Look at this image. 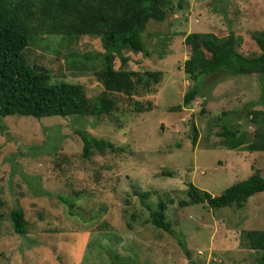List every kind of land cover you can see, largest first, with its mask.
<instances>
[{
	"label": "rangeland",
	"instance_id": "rangeland-1",
	"mask_svg": "<svg viewBox=\"0 0 264 264\" xmlns=\"http://www.w3.org/2000/svg\"><path fill=\"white\" fill-rule=\"evenodd\" d=\"M171 2L165 20H149L143 31L148 55L123 51L127 69L163 72L156 92L112 93L119 109L97 118L0 116V264H258L262 251L242 245L240 232L264 230V191L243 206L211 209L178 202L187 199L189 182L218 195L255 171L264 176V151L231 150L218 136L225 123L252 136L257 125L246 109L253 102L256 109L264 107L258 104L263 84L258 75L204 76L206 96L182 104L192 84L182 68L190 55L184 37L233 32L241 38L239 50L252 52V31L264 29V0ZM102 51L99 37L69 45L60 35L41 33L31 38L24 55L48 72L50 82L81 84L93 101L103 89L94 74ZM80 61L86 68L68 65ZM114 66H120L118 57ZM148 102L152 110L136 111ZM177 104L180 110L171 111ZM223 111L229 113L220 117ZM191 125L197 129L194 146ZM76 130L124 150H94L84 158ZM144 192L148 197L140 195ZM159 200L166 202V219L183 235L190 258L175 236L148 221L147 204L155 209ZM15 208L23 210L25 234L14 231L10 211Z\"/></svg>",
	"mask_w": 264,
	"mask_h": 264
},
{
	"label": "trees",
	"instance_id": "trees-1",
	"mask_svg": "<svg viewBox=\"0 0 264 264\" xmlns=\"http://www.w3.org/2000/svg\"><path fill=\"white\" fill-rule=\"evenodd\" d=\"M171 9V0H0V116L40 118L51 115H91L97 118L119 109L116 99L110 95L112 93L127 96L156 92L163 72L127 69L128 56L123 51L129 50L147 56L142 34L148 21H164ZM41 33L60 35L69 45L75 44L84 36L99 37L103 49L100 53L102 65L94 74L103 89L93 101L81 84L64 81L52 83L44 68L27 62L24 49L32 37ZM251 37L256 50L243 53L239 50L241 38L233 32L224 36H217L212 32L188 33L184 42L190 46V55L184 60L182 68L192 84L184 93L182 104L187 106L196 96H206L201 89V79L204 76L217 74L218 77L225 78L256 74L263 83L260 86L258 104L264 106V29L252 31ZM76 54L79 53L74 56ZM80 55L86 60L93 59L83 53ZM116 57L120 60L118 68L114 66ZM69 64L77 69L86 68L83 61ZM140 105L136 107L137 112L153 109L150 102L146 107ZM248 106L246 115L257 125L252 136L225 123L218 132L220 145L231 150L264 151V107L256 109L254 102ZM180 108L177 104L170 110L178 111ZM203 112L202 108L201 113ZM228 113L223 111L220 117ZM75 132L82 142L81 155L84 158H89L94 150L100 153L124 150L123 146H117L107 138L93 136L85 130ZM190 138L194 146L197 139L195 125H191ZM165 173L172 175L169 171ZM263 191L264 176L255 171L232 183L218 195H212L189 182L187 199L179 200L178 205L183 207L197 203L211 209L243 206L249 197ZM140 195L145 198L149 193ZM170 202H173L172 199ZM147 208L150 211L148 221L175 236L185 255L190 258L183 235L174 231L166 219V202L159 200L155 209L148 204ZM10 218L14 231L25 234L27 221L23 210H11ZM240 241L247 248L261 250L258 264H264V230H242ZM190 264L195 263L191 260Z\"/></svg>",
	"mask_w": 264,
	"mask_h": 264
}]
</instances>
